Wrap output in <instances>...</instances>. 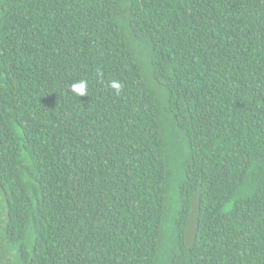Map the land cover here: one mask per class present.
Masks as SVG:
<instances>
[{
  "label": "trees",
  "instance_id": "16d2710c",
  "mask_svg": "<svg viewBox=\"0 0 264 264\" xmlns=\"http://www.w3.org/2000/svg\"><path fill=\"white\" fill-rule=\"evenodd\" d=\"M0 264H264V0H0Z\"/></svg>",
  "mask_w": 264,
  "mask_h": 264
},
{
  "label": "water",
  "instance_id": "95a60500",
  "mask_svg": "<svg viewBox=\"0 0 264 264\" xmlns=\"http://www.w3.org/2000/svg\"><path fill=\"white\" fill-rule=\"evenodd\" d=\"M201 204V190H199L191 201V213L186 230V245L189 249H192L197 239V231L199 227V215Z\"/></svg>",
  "mask_w": 264,
  "mask_h": 264
},
{
  "label": "clouds",
  "instance_id": "9594fccd",
  "mask_svg": "<svg viewBox=\"0 0 264 264\" xmlns=\"http://www.w3.org/2000/svg\"><path fill=\"white\" fill-rule=\"evenodd\" d=\"M109 87L113 90H115L116 94L118 95L120 93V90L122 89V84L118 80H111L109 82ZM88 81L86 79H80L77 81L72 82L68 87V92L78 98L80 96L88 95Z\"/></svg>",
  "mask_w": 264,
  "mask_h": 264
},
{
  "label": "rangeland",
  "instance_id": "374dc122",
  "mask_svg": "<svg viewBox=\"0 0 264 264\" xmlns=\"http://www.w3.org/2000/svg\"><path fill=\"white\" fill-rule=\"evenodd\" d=\"M1 226H3V223H1ZM13 257H14V255L11 254L10 252H8V258H9V259H12Z\"/></svg>",
  "mask_w": 264,
  "mask_h": 264
}]
</instances>
